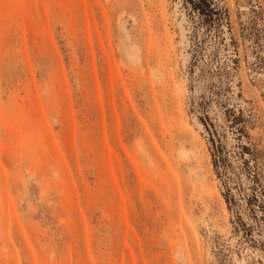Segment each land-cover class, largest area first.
Returning <instances> with one entry per match:
<instances>
[{
	"label": "rangeland",
	"instance_id": "obj_1",
	"mask_svg": "<svg viewBox=\"0 0 264 264\" xmlns=\"http://www.w3.org/2000/svg\"><path fill=\"white\" fill-rule=\"evenodd\" d=\"M242 260L264 264V0H0V264Z\"/></svg>",
	"mask_w": 264,
	"mask_h": 264
},
{
	"label": "bare ground",
	"instance_id": "obj_2",
	"mask_svg": "<svg viewBox=\"0 0 264 264\" xmlns=\"http://www.w3.org/2000/svg\"><path fill=\"white\" fill-rule=\"evenodd\" d=\"M135 62L140 65L142 70H145L143 65V56L141 50H139L138 55L135 57ZM238 264H245L244 260L237 262Z\"/></svg>",
	"mask_w": 264,
	"mask_h": 264
}]
</instances>
